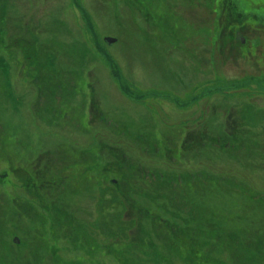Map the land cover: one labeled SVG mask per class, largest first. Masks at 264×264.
I'll return each instance as SVG.
<instances>
[{
  "label": "rangeland",
  "instance_id": "374dc122",
  "mask_svg": "<svg viewBox=\"0 0 264 264\" xmlns=\"http://www.w3.org/2000/svg\"><path fill=\"white\" fill-rule=\"evenodd\" d=\"M124 1L0 0V264H264V227L252 241L236 233L240 224L250 238L241 204L264 210V159L235 149L237 141L264 151V26L245 27L243 58L210 46L208 64L191 66L183 51L159 47L179 38L195 59L204 52L193 2L160 0L154 31ZM243 1L239 11L264 19V0ZM139 133L160 157L137 150ZM198 134L210 141L186 146ZM58 153L63 177L52 164ZM125 156L134 167L192 173L187 190H171L170 178L159 192L170 206L157 191L139 196L147 187L127 173ZM46 161L65 188L30 189ZM202 171L215 177L201 181ZM242 188L251 198L239 197ZM164 221L210 240L193 244L179 231L160 240Z\"/></svg>",
  "mask_w": 264,
  "mask_h": 264
},
{
  "label": "flooded vegetation",
  "instance_id": "af4514ba",
  "mask_svg": "<svg viewBox=\"0 0 264 264\" xmlns=\"http://www.w3.org/2000/svg\"><path fill=\"white\" fill-rule=\"evenodd\" d=\"M125 1L127 3H129L128 5H129V9H130L129 11L130 12H135L136 11L138 13V15L140 17L144 18V19H145L146 16L150 15L149 10H147V11L145 10L144 11V7L143 6H141V5H140V7L138 6V4H139V2L141 0H125ZM188 5H189L188 6L189 9L192 8V6L194 7L196 5V7L198 8L197 11L201 13L200 17H204V18H208V19L210 17L211 18H213V17L214 18H220V17L224 18L225 17V15L221 14L222 13L221 9H218V5H223L222 2H220V1L218 3V0H216L215 2H214V0H193V4H188ZM235 6H236V4H235ZM188 8L186 7L187 11L189 10ZM209 11H211V12H209ZM233 12H234V14L229 13L228 16H234L235 18H237V15H241L242 14L238 9L234 10ZM157 13H159V10L154 11V14H155L154 16L158 15ZM251 15H253V14H251ZM204 18L201 20V23H200L201 26L204 25L203 28H202L204 30L202 31L201 34L199 32L200 39H201L202 50H204V52H201V55L197 59H195V52H194L193 49L186 48L187 52L184 49H182L181 45H184L186 47V44H182V43H175V44H168V45L164 44L165 46H167L166 49H163L164 52H169L171 50H174L173 52H175V51L176 52L177 51L178 52L183 51L185 53L186 57L189 56L188 59L191 61V64H190L191 66H193L192 62L195 61V60H198L199 63L202 66L208 64L209 57H210V54H209L210 52L208 51V47H210V46L211 47L218 46L221 57L224 56V52L225 51H227L228 54L231 55V56H235V55L241 56V54H242L241 57H244V54L242 52L247 48L248 44H247V37H246V33H245V28L242 29L240 27V25H241L240 23H235L234 22L232 25L231 24L224 25L225 29H223V30L219 29V31L216 34L213 33V35H215V37H214L213 35H209L210 34V32H208L209 31V27H208L209 26V22L207 20H204ZM248 18H250V15H248ZM203 20H204V22H203ZM144 22H145L146 26H148V28H151L152 30L155 29L154 31H158L159 30V28H155L154 27V24L150 25L149 22H148V19H145ZM156 23H157V25L160 24L159 21L156 22ZM262 24H264V23H262ZM210 27H213V26H210ZM180 30H182V28H180ZM187 31H188V29H183L182 32H187ZM204 33H207V35H203ZM169 34H171V32H166L165 31L163 33V35H165V36H167ZM213 40H215L216 42H214ZM142 132H144V131H142ZM123 136H125L124 133H122V138H124ZM136 136L137 135H135V137ZM125 138H128V135H126ZM137 138H139V144L136 146V148L139 146L137 148V150H139L140 152H142L145 155H149V156L153 155L155 157H160V151L157 150L158 148L156 146L157 144L148 145V142H146L145 135H143V133L142 134L139 133ZM140 145H142V146L140 147ZM152 148H155L154 151L151 150ZM179 149L180 148H176L175 152L179 153ZM184 149H185V147H182V151H184ZM168 153H170L169 150L166 151V154L164 156L166 157L168 155ZM58 155H59V158H60V160H59L60 164H57V166L59 168V167L63 166L64 159H63L62 153H58ZM126 157L127 156H125L123 158L121 163L123 164L124 168H126L127 173H129L132 177H134V180H136L137 183H144L146 185V187H147V188L144 187L142 189V192L139 193L140 194L139 196L146 197L145 194L150 195L151 191H153V193L157 191L155 193V198H157L158 200H165L167 202V205L170 206L169 203H168V199L165 198L163 195H161L159 193L161 191L160 185H162L166 181L171 180L170 178H174L177 181L176 186L170 187L171 190H176L177 188H180L181 192L187 190V189H184V184L186 182L189 183L190 181H184V180H187V178H191L192 173H189V172L182 173L181 172L180 174L173 175V174H170V173L161 172L159 170H147L146 167H134V166L131 165V163L128 161V159ZM119 158L120 157H114L113 159L116 161V159L119 160ZM173 158H174V155H173ZM47 166H48V164H47V161H46L42 165V168L44 170V172H42V173L47 172ZM111 169H113V168H111ZM49 174L51 175V173H49ZM60 174H62V173H60ZM60 174L58 173V176L63 177V175H60ZM200 174H202L201 177H199V178H201V181L203 180L202 177H204V178L215 177L213 174L207 173V172H203V171L195 173V175H199V176H200ZM64 179L65 178H61L59 180H54V181L51 180V182L49 181L48 182L49 186L47 185L48 189H50V187L53 186V184H55V183L58 184L57 188L62 187V185H63V188H65L64 187V183H65ZM28 180H29L30 185H31L33 190L46 191V190H44V185L46 184V182L45 183L41 182V180H42L41 178L39 179V178L36 177V180H35V181H37L36 183L39 184V186L34 185L32 177H30ZM112 183L115 186L118 185L116 181H112ZM149 187H150V190H148V192H145ZM115 190H116V192H118L117 189H115ZM242 190L243 191H240L239 194H238L239 197L240 196L243 197V195H244L245 197H243V198H251V190L250 189L242 188ZM203 192H204V196H201L202 198L205 197L208 194L209 189L205 188V189H203ZM186 196H187V193L185 194V197ZM258 197L259 198H257V200L260 199V198H263L261 200H264V194H261ZM241 205L244 206L243 209H242V210H244V212H243L244 215H241L240 219H242V220L246 219L248 216L256 217V218H259L260 223L263 224V226H261V228L264 227V210H260L257 213V212H253L252 209H249L250 211H248L246 209L248 204L243 203ZM237 209H238L239 215H240L242 211L239 208H237ZM144 210H146V209H144ZM159 223L161 224V222H159ZM162 224H163L162 227H164V229L159 232L160 234H158V237H159L160 240H162L161 237L163 238L162 234L165 235V233H167V232L176 231L175 230V228H176L175 225L176 224L173 225V224H171L168 221H164V223H162ZM261 228L257 227V228L250 229V230L242 229L244 231H249L250 232V235H249L250 238L249 237H242L240 235L241 225L238 224L237 225V230H236L237 237H238L239 241H243V242L255 240L256 237L261 233ZM233 231L235 232V229H233ZM180 232H182V231H180ZM210 232H215V231H212V228H211ZM175 236L178 237V238H181L182 236H184L186 239H188V240H190L192 242H207V241L210 240V238L207 237L206 235L194 236L193 237L191 235L190 231H187V229H186V234H184V233H183V235H181V234L176 235L175 234ZM213 237H214V241L213 242H220L221 241L219 236H214L213 235Z\"/></svg>",
  "mask_w": 264,
  "mask_h": 264
},
{
  "label": "trees",
  "instance_id": "16d2710c",
  "mask_svg": "<svg viewBox=\"0 0 264 264\" xmlns=\"http://www.w3.org/2000/svg\"><path fill=\"white\" fill-rule=\"evenodd\" d=\"M185 1H188V2H191V3L193 2V0H185ZM215 1L216 0H214V2ZM240 1H242L244 3V5L246 4L248 6V4H249V3L247 4V1H243V0H222V4L223 5H218V9H221V12H222L221 14L225 15L224 19L226 20V23H224V25H226V24H231L232 25L234 22L235 23H240L241 24L240 27L243 29L246 26H251L250 24L251 23H254V22L255 23H258V24L264 23V19L263 18L258 17L256 15H251V14H248V13H244V11H240L242 14L241 15H237V18H235L234 16H228L229 13L234 14L233 11L234 10H237L238 8H240V5H239ZM218 3H219V0H218ZM235 4H236V6H235ZM183 5H185V4H183ZM252 10L254 11V9H252ZM149 13H150V15L149 16H146L145 19H148V22H149L150 25H153L154 24V27L155 28H159V30H160V27H162L160 22H161V19L163 17V14L157 13L158 15L154 16L155 15L154 14V11L153 12L152 11H149ZM248 15H250V18H248ZM209 20H211V17L209 18ZM217 20H218V18H215V20H213V22L211 24V26H213V27H210V23L211 22H209V26H208L209 27V31L208 32H210L209 35H213V33L216 34L219 31V29H221V30L225 29L224 28L225 26H223V27L216 26L217 25ZM158 21H159L160 24L157 25L156 22H158ZM261 25L264 26L263 24H261ZM162 32L164 33L165 31H162ZM178 40H179V38L177 39V42L176 43H180V42H178ZM237 131H230V133L232 134L231 136L234 137V139L240 138L239 137V134L237 133ZM190 137L191 136H189L188 138H190ZM206 140H209L210 141V137H207V136H203L201 134H198V135L194 136V138L192 140H189V143L186 146L191 145V144L194 145V146H197V145H200L201 146L202 142L204 144L206 143ZM235 143L240 146L238 148H235V149H240L239 150L240 153L242 151L244 152V150L246 149L247 150L246 151L247 154H250L251 156L256 157V158L264 159V151H263V148L262 147H256L255 145L249 146V145H246V144L244 146L243 144H241L240 142H237V141H235ZM233 149H234V147H233ZM188 151H190L189 148H185L184 149V152L185 153H187ZM59 160H60V158H59V155L57 154V161L55 163L52 161V164H54L55 167H58L57 164H60ZM49 163L50 162L47 161V164H48V166H47V172H45L44 175H43V177H41V179H42L41 182H44V183L46 182V184L44 185V190H46V191H49V189H48V186H49L48 185V182L49 181L51 182V180L55 179V177H56L53 173L49 177L48 174H49V172H51V170H49V168H50ZM58 169L56 168L57 172L58 173H62V171L60 170V167ZM63 169H64L63 172H65L66 175H69V176H74L75 175V171L73 169H68L67 167L66 168L64 167ZM102 169L103 168H101V170ZM51 187H50V190H51ZM30 189H32V187H30ZM39 200L40 199H38V201ZM41 202H42V198H41ZM22 211L25 212L27 210L24 208ZM242 223H243V225H242L243 228L242 229H246V230L254 229V228H257V227H260L261 228V226H263V224L260 223L259 218L250 217V216H248ZM200 225H203V224H200ZM209 227H210V229L213 228L212 231H215V233L218 234V235H214V236H219V238H220V236L222 234H219L218 233L220 231L215 227V225L214 226L209 225ZM160 228L161 229H164V227H160ZM175 230H176V231H174L175 233H177V231H179V232L182 231V232H180L181 235H182V233L186 234V230H181V229L179 230L177 227L175 228ZM187 231H190V230L188 229ZM176 235H179V234H176ZM161 239L164 240L162 237H161ZM220 240H221V238H220ZM188 241H190V240H188ZM190 242H192V241H190ZM200 243H202V242H200ZM193 244H195V243L193 242ZM195 247H196V245H195ZM198 248L200 250H202L201 249V248H203L202 247V244H201V246L198 244Z\"/></svg>",
  "mask_w": 264,
  "mask_h": 264
},
{
  "label": "bare ground",
  "instance_id": "6f19581e",
  "mask_svg": "<svg viewBox=\"0 0 264 264\" xmlns=\"http://www.w3.org/2000/svg\"><path fill=\"white\" fill-rule=\"evenodd\" d=\"M160 2V0H141L140 2H139V4H138V6L140 7V5L141 6H143L144 7V11L146 10H149V11H156V10H159V6H158V4L157 3H159ZM126 8H128L129 9V5H124ZM130 10V9H129ZM130 14H132V13H130ZM173 33V31H171V34ZM154 35L153 34H150V33H148V32H142V37L144 38V39H146L147 40V38H150L149 39V41H150V43H152L153 41H152V38H156V37H153ZM157 36V35H156ZM165 36V35H164ZM111 39V38H110ZM168 41H169V37H168ZM159 42V41H158ZM165 42H166V45H168L169 44V42H170V44H174V43H171V41H169V42H167V40H165ZM160 43V42H159ZM176 43V42H175ZM161 46L162 47H159V48H161V50H163V49H166V47L167 46H165V45H163V44H161ZM182 49H184L186 52H187V50H186V47L184 46V45H182ZM186 57V56H185ZM243 58V57H242ZM0 129H1V127H0Z\"/></svg>",
  "mask_w": 264,
  "mask_h": 264
},
{
  "label": "water",
  "instance_id": "95a60500",
  "mask_svg": "<svg viewBox=\"0 0 264 264\" xmlns=\"http://www.w3.org/2000/svg\"><path fill=\"white\" fill-rule=\"evenodd\" d=\"M104 41L106 42L107 45H112L115 42L114 39H110V38H106ZM14 242H16V240H14Z\"/></svg>",
  "mask_w": 264,
  "mask_h": 264
}]
</instances>
